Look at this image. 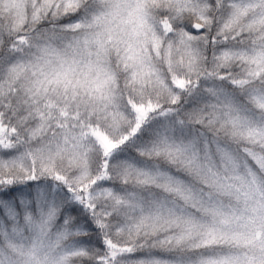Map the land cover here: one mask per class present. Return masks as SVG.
<instances>
[{"label": "snow or ice", "instance_id": "1", "mask_svg": "<svg viewBox=\"0 0 264 264\" xmlns=\"http://www.w3.org/2000/svg\"><path fill=\"white\" fill-rule=\"evenodd\" d=\"M0 264H264V0H0Z\"/></svg>", "mask_w": 264, "mask_h": 264}]
</instances>
